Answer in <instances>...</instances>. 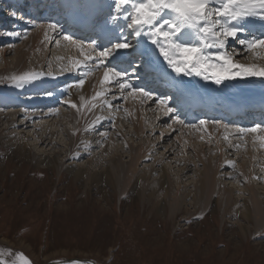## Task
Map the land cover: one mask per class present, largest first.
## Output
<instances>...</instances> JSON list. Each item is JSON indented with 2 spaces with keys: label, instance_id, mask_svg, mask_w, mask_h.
<instances>
[{
  "label": "rangeland",
  "instance_id": "374dc122",
  "mask_svg": "<svg viewBox=\"0 0 264 264\" xmlns=\"http://www.w3.org/2000/svg\"><path fill=\"white\" fill-rule=\"evenodd\" d=\"M77 1L80 4L84 2ZM101 1L104 0H99L98 3ZM9 25L12 30L26 32L27 38L32 34L37 36L39 30L24 22L7 23L4 30H11L6 29ZM42 33L38 44L44 45L45 37L44 32ZM7 38L0 37V57L6 49V59L10 60L14 50L26 39ZM56 40H59V37H55L52 45V41L49 44L46 42L45 53L57 54V50L61 49L71 53L73 59L77 58L74 48V51L71 50L62 40L57 45ZM9 44L14 47L9 48ZM244 57L237 59L243 62ZM2 65L3 62L0 61V67ZM51 72L54 77L61 75L60 70L56 68L51 69ZM46 76H43V79H46ZM75 81L71 80L68 84ZM71 91L78 96L82 90L73 88ZM10 95H16L12 88L0 85V96ZM63 95L61 102L70 99L67 94ZM32 97L36 96L26 94L17 99L25 102L38 101ZM38 97H41V92ZM20 103L18 101L15 106L3 108L4 112L0 111V247L23 251L34 264H70L68 261L72 260L89 261L93 264H264V228L257 232L252 220L240 217V213L245 211L240 200L242 197L250 206V215L264 222V197L261 193L264 191V164L259 160L264 157V150L261 154L260 150L254 153V149L231 147L228 142L223 141V133H219L217 129L208 130L210 133L207 129L200 132L189 131L180 125L178 130L175 128L178 125L169 129L167 124H171L170 120L165 122L166 118L163 117L164 120H156L154 113L147 109L140 108L141 110L135 109L132 112L133 126L129 116L121 119L123 113H115L116 122L119 127L121 125L125 135L124 141L133 144V149H143L141 158L145 159H141L137 171L149 172L153 169L149 183L150 187L156 188L162 174L160 170H165L167 181L171 183L170 193L179 197L172 200L161 192L159 195H163L165 199L161 202L152 200L151 205L144 202L145 199L132 197L135 193L129 191L130 186L119 194L104 185L102 187L105 190L101 192L93 189L90 181L79 182L71 176V163L80 164L82 168L87 167L92 174H96L104 170L100 164L105 165L108 162L100 152L98 153L100 148H94L95 155H85L79 162H70L58 155L59 150L67 146L63 134V126L67 120L62 118V115L69 112V105L61 103L48 109H42L40 106L28 109ZM119 103L135 108L131 101L125 103L121 100ZM53 109H59V112H55L57 114L54 113L53 119L43 118L42 115L53 112ZM17 111L20 116L14 126L9 124L10 120L2 118L7 113ZM34 111L41 117L27 120L26 116H33ZM97 114H100L99 110ZM154 120L155 123L152 124ZM25 122H28V125L19 126ZM150 124L155 127L152 133L146 132ZM105 127L99 132H107L108 141L115 131L109 122ZM142 130L145 132L141 133ZM187 131L193 135V139L183 142V135ZM43 132L52 133L50 141L57 144L51 145L48 141L40 144ZM89 134L86 140L90 136L96 139V132ZM202 135L204 140L200 139ZM13 140L26 142L31 152L37 155L31 153V156L24 159L16 157L9 147ZM251 147L254 148L253 145ZM170 148L171 155H168L166 152ZM144 151L148 154L145 155ZM200 151L204 152L205 160L210 159L218 167L216 182L220 193V197H217L220 200L213 199L215 194L204 212L200 211L203 206L201 201L193 207L191 196L185 198L188 192H193L197 183L198 175L195 171H200L201 177L204 176L203 165L197 161L195 154ZM41 155L43 157H40ZM35 158L48 164H39V160L34 161ZM176 160L177 163H174ZM227 161H234L235 168L230 167ZM234 169H243V172H238L239 181H236V177L229 176ZM248 181L254 187L253 195L260 198L261 207L258 210L253 207V204L257 203L252 197L247 193L238 194L243 192ZM231 189L234 190L232 196L237 199L235 206H232L233 198L228 193ZM227 197H231V200ZM170 205H175L180 210L175 208L174 213L170 211ZM202 214L203 219H199Z\"/></svg>",
  "mask_w": 264,
  "mask_h": 264
},
{
  "label": "snow or ice",
  "instance_id": "6c2138e0",
  "mask_svg": "<svg viewBox=\"0 0 264 264\" xmlns=\"http://www.w3.org/2000/svg\"><path fill=\"white\" fill-rule=\"evenodd\" d=\"M107 8L106 16L101 18L100 31L95 36L84 37L67 34V29L58 21L42 24L18 14V9L9 13L19 22L42 29L45 40L51 39L49 33H59L61 39L76 50L77 58H69L60 71L61 75L64 72L80 74L75 83L67 85L69 94L73 88L82 90L86 80L99 73L91 97L81 96L80 104L70 99L63 101L81 115L82 109L93 114L85 132H96L101 138L98 143L107 140L108 133L99 132L97 126L108 120L115 128V113L122 112L121 119L132 115L129 108L118 103L122 100L125 103L131 101L142 110L147 105L156 120L161 116L168 117L172 121L167 124L169 129L180 125L200 132L210 125L217 130L224 129L222 139L231 147L240 148L241 144H231L230 132L244 141L245 146V137H251L254 148H264V121L248 127L230 125L221 119L199 118L186 122L181 118L179 108L172 106L175 97L159 95L146 84L135 83L142 79L140 69L150 66L152 55L162 57L177 77H201L215 85L249 78L264 81V63L257 62L264 61V0H112ZM0 37L27 39V33L0 30ZM56 44L59 45L60 40H56ZM232 44L239 47L233 48ZM243 54H248L244 58L249 62L242 63L237 59ZM45 75L54 78L51 71H25L9 79L14 87L23 88ZM45 94L53 95L50 91ZM149 102L155 108H151ZM96 110L100 114H96ZM52 111L59 112V109ZM105 112L108 114L104 115ZM200 139L204 140V136ZM226 163L235 168L234 161ZM199 219H203V214ZM0 264H34V261L23 251L0 247ZM70 264L86 262L72 260Z\"/></svg>",
  "mask_w": 264,
  "mask_h": 264
},
{
  "label": "bare ground",
  "instance_id": "6f19581e",
  "mask_svg": "<svg viewBox=\"0 0 264 264\" xmlns=\"http://www.w3.org/2000/svg\"><path fill=\"white\" fill-rule=\"evenodd\" d=\"M57 1L58 0H51V5L49 4L50 0L46 1V3H48V6H49L47 10H51L53 5ZM61 1L68 2L69 0H61ZM92 1H93L92 4L94 6H98L102 4L103 2L101 1L100 3H98L99 0H97L96 2L95 0H92ZM65 2L60 3L58 7L65 8L66 6L64 5ZM111 2L112 0H107L106 6L110 4ZM1 4L2 5L11 4L12 11H13V8L15 9V7H17V9H19L22 5L21 0H0V7L2 6ZM66 7H67L66 11H68L69 9H73L69 6H66ZM23 8L24 7H22L21 9L23 10ZM98 11L99 10L97 9L94 10L92 13L89 14V17L96 18ZM8 17H11V16H8ZM11 18H12L13 23L19 22L15 20L13 17ZM7 20L8 19H6V21ZM2 21H5V19H3ZM42 32L43 30L39 29L37 36L32 34L29 38H27L20 47H17L14 50V55L10 60L6 59V56H5L6 49L3 52L4 55H1L0 61L3 62V65L0 67V77L2 79V80L0 79V85L5 86L6 88L7 87L12 88L14 93H16L15 95L16 97L15 96L13 97L11 95L10 96H0V109H3V108L8 109V107L10 106H15L18 103V101L21 102L20 104H22L23 107L28 108V109H34L37 106L51 107L54 104H61V103L62 105H65L63 101L62 102L60 101V98L62 97V95L60 94H63V93L67 94L73 103L80 104L81 96H84L86 98L91 97L94 90L96 89L97 77L99 76V73L96 76L89 78V80L87 79L88 80L87 83L84 85L81 91V94L78 96L74 95L72 91L69 94L67 90V85L71 80H77L80 78L79 77L80 74H78L77 72H71V73L64 72V74L55 76L54 78L51 76H46V79H43V77H41L40 79L30 84H26L23 88H16L12 85L9 79L12 75H17L25 71L49 72L51 71V69H54V68L61 71V68L69 62V58H73L71 53L68 54V52L62 51L61 49L57 50V54L51 55L48 52L45 53L46 42L48 41L47 43L49 44L50 41H52L50 43L52 45V43L55 41V37H59V35L51 33L50 34L51 39L44 40V45H42V44H38V40L42 38L43 36ZM60 57H63V59H59ZM164 69L167 71L166 68ZM228 82H234L238 84V83H245V82L261 83L264 81H262L259 78H249L247 80H237V81H228ZM50 90L51 91L53 90L52 91L53 95L51 97L45 94L49 92ZM39 92H42L41 97H38ZM26 94H31L33 96H36L32 98L37 99L38 101L25 102V101H20L17 99V97H21ZM39 99H41V101ZM149 105H151V102L149 103ZM124 107L129 108L131 112L134 111V109H131L128 105H125ZM134 107L135 109H137L136 106ZM68 110L69 112L67 114L62 115V118L67 120V122L64 123V126H63V134L66 137L67 146L61 148L58 152V155L62 156L64 160H68L70 162L71 161L79 162L80 159H82L85 155H88V154L95 155L93 154L95 152L94 148H97V149L100 148L98 150V153L100 152L101 156L106 159V162H108L105 165L100 164V166L104 167V170L96 174L95 173L92 174L91 170L87 169V167L82 168L80 164L79 165H75L74 163L69 164L70 166H73V169H71L69 172L76 181H79V182L90 181L91 182L90 185L93 186V189L96 188L97 191H101V192L105 190V188L102 187L105 185L107 186V188L114 189L119 194L125 188L130 186L129 191L133 194L135 193V195H131L132 197L137 196V197H140V199H145L144 202L151 203V205H153L151 202L152 200L159 201V202L163 201L165 199L163 195L168 196V197L170 196L172 200H176L179 198L176 194L173 195L170 193L171 183L167 181L165 170L163 169L160 170L162 174L158 180V183H157L158 185L156 186V188H154L153 186L150 187L151 184L149 183L151 179L150 175H152V172L154 171L153 169L152 170L150 169L149 172L137 171V166L141 162V159H145V158H141V154H142L141 152H143L141 150L143 149L141 150L133 149V147H131L133 144L130 145L129 143L124 141L125 135H123V129H121L122 128L121 125H120L121 127L120 128L118 126V123L116 122V127L114 128L115 133H113L110 136L108 141L106 140L102 143H98L99 141H101V138L97 134H96L97 136L94 134L96 139H93L90 136V138L86 140L88 138L87 136L90 134L89 132H85L84 128L93 119V114L87 111H84L83 109L81 110L83 112V115L78 113L77 110L74 108H71ZM54 113L55 112H48L46 115H42V116L43 118L51 117L53 119V116L57 114V113L55 114ZM96 114H97V110H96ZM19 116H20L19 111H17L14 113H7L6 116H2V118H6L5 120H10L9 124H12V126H14V124L16 123L15 121L18 120ZM122 116H124V114H122ZM36 117L39 119L41 116L36 115V112L34 113L33 116L32 115L26 116L27 120H30L31 118H36ZM115 117L117 118L116 114H115ZM162 117L164 118V116ZM129 119H130L129 121L131 124V122L134 121L133 115H130ZM108 122H109L108 120L102 121L101 125L97 126L98 131H100L102 128H106L105 126H107ZM154 123H155V120L152 124ZM152 124H150L147 127L148 130H146V132L152 133L153 129L155 128V127H152ZM26 125H28V122L19 124L20 127H25ZM36 128L37 127H34V129ZM39 129H41V127L38 128V130ZM212 129L216 130V128L210 125L207 126V131L212 130ZM134 130L137 131L138 129L134 128ZM143 130L141 133L145 132ZM186 130L193 131L190 129H186ZM189 131H187L185 135H183L184 136L183 142L186 140L189 141L190 139H193V135ZM221 131L224 133V129H222ZM208 132L210 133V131ZM43 133L44 134H41V140L39 142L40 144H44L47 141H48V144H51V145L57 144L56 142L50 141V138L53 135L52 133H48V132H43ZM117 133H119V135H117ZM229 135L234 136V134L231 132L229 133ZM22 140H13V142L10 144L9 147H11L12 149L11 151L13 152V154H15V156L19 157L20 159H24L26 158V156H29V155L31 156V153L32 155H37V153L33 151L31 152V148L29 147V145H27V143L23 142ZM125 145H127V147H125ZM171 151H172L171 148L168 149L166 154L171 155ZM144 154L147 155L148 152L144 151ZM195 154H196V158L198 159L197 161L203 165L202 170L204 172V176L201 177L202 175L200 174V171H195V173L198 175L197 183L193 187L194 189L193 192H188L185 198H189L191 196V199L193 200L192 202L193 207H196L197 203L201 201L203 203V206L200 208V211L204 212L209 200L212 199L215 194L216 196L213 199H216V201L220 200L217 198L218 196L220 197V193L218 192L219 185L216 182V179L218 178L217 177L218 167H216L210 159L209 160L204 159L205 154L203 151L195 152ZM40 157H43V155H41ZM125 159L126 161H124ZM38 160H39L38 162L39 164H43L44 162H46L42 159H38ZM38 160L37 158L34 159V161H38ZM259 160L260 161L262 160L264 164V157H260ZM99 163L101 162H96V164H99ZM174 163H177V160L174 161ZM46 164L48 163L46 162ZM108 164L110 165L108 166ZM241 171L243 172V169H239V170L234 169L232 173L229 174V176L233 178L236 177V181L237 179L239 181L240 175L238 174V172H241ZM251 174H253V172H251ZM253 189L254 187L251 186V183H249L248 181L246 187L243 189V192L242 193L238 192V194L242 195V194L247 193L250 197H252V200L257 203V204H253V207L255 210H258V208L261 207V203L259 200L260 198L257 195H253ZM161 192L163 195H159ZM233 192H234L233 189L228 191V193H230V196L234 199V197L232 196ZM261 193H262V196L264 197V191ZM231 197H227V199L231 200ZM185 198L183 196V199ZM233 199L231 200L232 201L231 204L232 206H235V204L237 203V199H234V202H233ZM240 200L243 202V207L245 209L244 212L240 213L241 214L240 217H243V218L245 217L248 221L252 220L255 226V230L259 232L260 228L262 227L264 228V222L260 220H256L254 216H251L250 206L248 205L247 201L243 199L242 197L240 198ZM175 208L177 209V206L170 205V211L175 213L176 211ZM228 208L229 206L225 209V211ZM177 210H180V208H178ZM237 213L239 212L237 211Z\"/></svg>",
  "mask_w": 264,
  "mask_h": 264
},
{
  "label": "water",
  "instance_id": "95a60500",
  "mask_svg": "<svg viewBox=\"0 0 264 264\" xmlns=\"http://www.w3.org/2000/svg\"><path fill=\"white\" fill-rule=\"evenodd\" d=\"M69 262H70V261H69ZM84 262H86V263H87V262H89V261H84Z\"/></svg>",
  "mask_w": 264,
  "mask_h": 264
}]
</instances>
